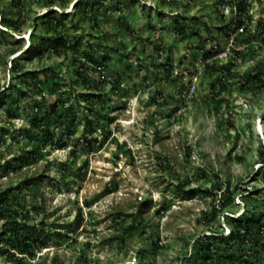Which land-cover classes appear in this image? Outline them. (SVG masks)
Instances as JSON below:
<instances>
[{
	"label": "rangeland",
	"instance_id": "1",
	"mask_svg": "<svg viewBox=\"0 0 264 264\" xmlns=\"http://www.w3.org/2000/svg\"><path fill=\"white\" fill-rule=\"evenodd\" d=\"M230 7L0 0V93L10 96L0 103V191L49 236L33 257L10 250L20 262L2 241L0 264H219L203 263L200 246L221 253L233 220L264 221V1L242 16ZM239 21L247 31L219 57ZM60 36L78 48L37 54ZM230 59V75L210 68ZM56 100L63 119L49 122L53 142L42 145L30 122ZM86 138L97 142L89 149ZM253 241L226 248L234 264H246L235 257L246 252L247 264H264Z\"/></svg>",
	"mask_w": 264,
	"mask_h": 264
},
{
	"label": "trees",
	"instance_id": "2",
	"mask_svg": "<svg viewBox=\"0 0 264 264\" xmlns=\"http://www.w3.org/2000/svg\"><path fill=\"white\" fill-rule=\"evenodd\" d=\"M221 3H228L229 5H233L235 8V11L238 13V16L247 15V3L246 0H230V1H224L219 0ZM93 5L96 7L99 6V3L91 4L90 7L92 8ZM53 19H50L49 22H52ZM243 24L242 21H239L236 28ZM259 25H261V22H258ZM177 34L184 35L187 32L186 26H180L174 29ZM229 33L226 32V39L228 40ZM78 48V43L68 44L66 40L63 37L56 38L52 43H47L45 41L40 42L35 49L37 50V54H41L43 51H52L54 53H59L63 50H76ZM232 52H235L232 50ZM208 56V55H207ZM204 60L206 61L205 55L203 56ZM93 64H97L95 61H93ZM235 66V62L233 59H230L227 61L226 64L221 65L216 69L214 65H211L210 68H214V70H221L222 72L230 75L231 69ZM165 69V76L168 77L170 75V71L168 70L169 67L162 66ZM82 69L79 68L78 70V77H80L82 80H85V73H82ZM250 79L253 80V82H261V79L259 75H251ZM27 82V81H25ZM10 96H6L5 93H0V103L3 104L5 99H9ZM36 109H38V106H36ZM90 111V109L88 110ZM58 120L63 119V115L59 112L58 102L57 100L54 101L52 104L49 105L48 110L46 114L42 117V119H38L37 115L34 114L30 125L33 128L40 129V132L42 136L39 138V143L42 145H45L46 143H52L53 137L52 132L50 130L49 122L53 118ZM28 140H35L36 138L30 135L29 130L24 131ZM38 139V138H37ZM97 139L96 138H90L85 139V144L90 148L96 144ZM59 148L63 147L64 144L60 143ZM34 149L29 151L25 157H22L23 163H28L32 157L34 156ZM35 178H31V180H34ZM176 187L183 191V186L177 184ZM9 192H11L10 189L6 191H0V221L3 222V230L0 233L1 241H3L8 245V249H6L4 252L8 256V258H14V260L22 261L23 257H14L15 252L18 253L20 256L26 255L27 257H33L34 253L33 250L35 248H43L46 246L49 236L44 234L43 224H41V227L39 230H37L34 226L30 225L25 221V219L20 220L18 218V212L14 209V202L12 196L9 195ZM14 196V195H13ZM17 207L20 206V204ZM78 218L80 220V209H79V215ZM142 221H138V224L140 226V234H148L149 238H151V228L148 225L142 224ZM231 232L229 234L230 241H227L224 246L221 249V253L214 250L213 247L210 246V244H204L201 245L199 248L198 253L201 254V260L203 263H207L212 258H216L219 264H234V254L232 253L233 250L226 249L230 246V244H235L236 246L240 245H246L249 243V241H253L255 247V250L253 251L254 255H258L259 252H262L264 254V221L258 222V219H256V216L254 214L249 215L248 217L241 218L240 220H233ZM256 228L255 233L252 232V230ZM58 233H56L57 235ZM147 236V235H146ZM253 236L255 238H253ZM257 237V238H256ZM119 240L121 237L118 238ZM207 239L214 240L215 242H222V237L216 238V237H209ZM151 244H155L153 242H150ZM232 248V247H229ZM10 250H13L15 252L11 253ZM226 251V252H225ZM225 252V254H224ZM231 252V253H230ZM258 252V253H257ZM248 253H239L236 254V259L241 263L248 262Z\"/></svg>",
	"mask_w": 264,
	"mask_h": 264
},
{
	"label": "built area",
	"instance_id": "3",
	"mask_svg": "<svg viewBox=\"0 0 264 264\" xmlns=\"http://www.w3.org/2000/svg\"><path fill=\"white\" fill-rule=\"evenodd\" d=\"M240 1V0H239ZM252 1H264V0H246V3H247V12L251 9V4H252ZM231 10L235 11V8L233 5H231ZM247 31V28H246V25L243 23L241 25H239L237 28L235 27V30L233 29L230 33H229V38H228V41L226 43V47L224 48V50L220 51L219 53V57L222 56V55H226V53L230 54L231 55V51L234 50V46L233 44H235L234 42V39H235V36L238 35V34H241L243 32H246ZM230 58V57H229ZM195 90V86L194 84H189V87L187 89V92L189 94L193 93Z\"/></svg>",
	"mask_w": 264,
	"mask_h": 264
}]
</instances>
